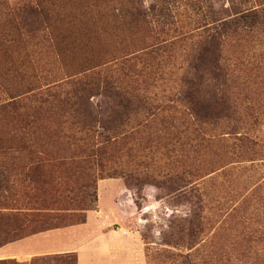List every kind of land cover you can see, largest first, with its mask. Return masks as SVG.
Instances as JSON below:
<instances>
[{"label": "rangeland", "instance_id": "obj_1", "mask_svg": "<svg viewBox=\"0 0 264 264\" xmlns=\"http://www.w3.org/2000/svg\"><path fill=\"white\" fill-rule=\"evenodd\" d=\"M136 1L169 20L131 31L112 16L127 0H0V264H264V23L224 39L210 116L181 100L204 24L264 0ZM31 6L47 18L23 25ZM105 80L150 102L115 131Z\"/></svg>", "mask_w": 264, "mask_h": 264}, {"label": "trees", "instance_id": "obj_2", "mask_svg": "<svg viewBox=\"0 0 264 264\" xmlns=\"http://www.w3.org/2000/svg\"><path fill=\"white\" fill-rule=\"evenodd\" d=\"M127 1L128 5L112 16L113 21L119 23L124 28L127 27L128 30L136 31V29H139L140 26L146 22H159L165 24L169 20L170 9L168 6H164L163 3L159 6L152 4L149 8L144 9L136 0ZM230 3L232 11V0H230ZM22 13H24L22 14L24 21L23 25H25L27 19L38 21L41 18L42 20L39 21V23H42L43 20L47 18V13H45L43 8L37 9L31 6L28 9L22 10ZM263 23L264 8L259 9L252 7L239 11V13H236L233 17L231 13L218 19H209L206 24H204L207 25V28L205 26L203 32L205 35L203 34V38L198 42L195 53L189 64L193 71V76L191 78L189 76L185 77L187 78V86L181 98L182 101H185L191 106L196 116L202 119H206L207 116H210L209 112L200 113L201 110H199V106L203 102L205 103V99H212V102L216 105L219 103L214 99V93L211 96H207L201 88H207V78H205L207 74L211 75L210 79L215 80L212 83L214 91L219 87V83H225V71L221 63V45L224 39L238 28H250L253 30L260 28ZM39 27L40 26H38V28ZM218 80L221 82H218ZM114 82L105 80L103 85L104 91L114 101L115 106L112 111H110L107 119L100 120L104 129L108 131H115L122 124L124 118L127 119L131 114L137 112L139 106L143 107L150 103L148 102L149 100L140 98L135 92H129L121 87L120 84ZM84 90L85 88H81V92ZM77 93L75 94L76 98L84 102L82 96ZM219 101H222V97ZM75 103L77 104V101H75ZM75 110H77V106ZM91 115L92 113L88 114V116ZM94 120L96 121L97 117L92 115L89 121L92 123ZM93 195H95V193H93Z\"/></svg>", "mask_w": 264, "mask_h": 264}, {"label": "crops", "instance_id": "obj_3", "mask_svg": "<svg viewBox=\"0 0 264 264\" xmlns=\"http://www.w3.org/2000/svg\"><path fill=\"white\" fill-rule=\"evenodd\" d=\"M72 227H73V226H72ZM78 227H80V226H77V228L74 226V228H68V230H62V232H65V231L70 232L69 229H75V230H77V229H79ZM36 235H37V237L39 238L38 235H40V234H37V233H36ZM28 238H29V237H26V239H28ZM24 239H25V238H24ZM71 243H72V244H71ZM73 243H74V242L69 241V242H68V245H70V244H71V245H75V244H73ZM73 251H76V249H73Z\"/></svg>", "mask_w": 264, "mask_h": 264}]
</instances>
